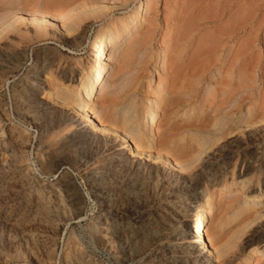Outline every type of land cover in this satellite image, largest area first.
<instances>
[{
  "label": "rangeland",
  "instance_id": "374dc122",
  "mask_svg": "<svg viewBox=\"0 0 264 264\" xmlns=\"http://www.w3.org/2000/svg\"><path fill=\"white\" fill-rule=\"evenodd\" d=\"M146 1L108 48L104 132L76 111L79 91L97 36L122 33L139 0H0V264L264 255V0ZM208 200L214 249L199 262L192 220Z\"/></svg>",
  "mask_w": 264,
  "mask_h": 264
},
{
  "label": "bare ground",
  "instance_id": "6f19581e",
  "mask_svg": "<svg viewBox=\"0 0 264 264\" xmlns=\"http://www.w3.org/2000/svg\"><path fill=\"white\" fill-rule=\"evenodd\" d=\"M139 5L137 6L135 12L129 19V23L126 25L125 30L122 33L114 32H103L97 36V39L94 41L91 49V56L89 60V71L86 79L82 84V88L79 91L80 99L76 105V111H78L88 125L93 126L95 129H99L104 132L112 131L113 129L105 126L99 119L93 109V105L96 103V95L98 93L99 87L106 81L109 70L107 63L109 60L108 48L122 42L127 36L132 26L136 20L142 17L150 9V6L146 0H139ZM132 24V25H131ZM166 60L165 56H161L157 59L156 65L163 63ZM162 68H158L156 74H162ZM154 77V74H151V78ZM161 116L160 108H156V111L150 110L144 120V129L150 131L151 137L149 138L150 147H154L157 144V139L154 132V129ZM116 132V130H113ZM121 144L123 148L128 152H132L134 155L142 157L143 154L136 148L131 141L129 136H122ZM158 160H165L171 164H174L170 159H163L157 157ZM213 208L211 201L208 200L205 203L197 205L195 208V216L192 220L194 228L192 232L193 236V249H195V254L197 261H201L204 253H211L214 249L212 244V239L208 237L207 228L208 223L212 218ZM223 227V226H219ZM219 237V236H218ZM192 255V254H191ZM258 263L261 264L264 261V255H258Z\"/></svg>",
  "mask_w": 264,
  "mask_h": 264
}]
</instances>
